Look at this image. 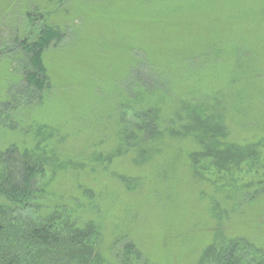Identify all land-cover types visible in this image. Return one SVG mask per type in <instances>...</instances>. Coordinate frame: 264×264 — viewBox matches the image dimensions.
Segmentation results:
<instances>
[{"label":"rangeland","instance_id":"1","mask_svg":"<svg viewBox=\"0 0 264 264\" xmlns=\"http://www.w3.org/2000/svg\"><path fill=\"white\" fill-rule=\"evenodd\" d=\"M44 24L65 36L43 52L51 86L37 100L21 78L20 44ZM135 71L133 98L126 83ZM215 92L223 93L230 140L264 137V0H0V150L16 144L20 156L43 146L39 128L52 130L55 158L44 164L47 192L37 202L97 224L111 264H122V253L130 264H197L217 231L264 251V194L239 197L264 185V147L227 169L209 157L194 165L191 137H144L143 156L120 147V114L140 125L134 109L170 113L183 97ZM59 152L66 168L64 160L54 167ZM41 214L14 216L25 228ZM128 242L134 253L123 250Z\"/></svg>","mask_w":264,"mask_h":264},{"label":"trees","instance_id":"2","mask_svg":"<svg viewBox=\"0 0 264 264\" xmlns=\"http://www.w3.org/2000/svg\"><path fill=\"white\" fill-rule=\"evenodd\" d=\"M64 36L61 29L44 24L36 36L20 44L23 55L21 78L34 99H43L45 91L51 86L50 76L42 60L43 52L62 41ZM137 72L132 75L135 76L134 83L132 79L126 83L129 88L140 83ZM145 81L148 82L147 77ZM154 82L149 83L154 85L153 91L167 90L166 82L164 86ZM130 89L135 98L134 89ZM222 94L198 93L195 98L183 97L170 113L163 110L159 113V109L154 107L141 112L134 109L135 115L143 117L140 125L125 121L120 114L124 124L118 135L120 147L124 144L129 148H137L143 156L146 153L142 138L154 139L169 134L191 137L196 142L197 149L191 154L194 165L202 157L213 158L218 169L238 167L242 162L258 159L264 147V137L248 143L229 139L222 112ZM123 104L122 107L130 106L128 99ZM34 135L39 143L41 140L44 142L43 146L37 144L31 149L24 148L20 156H13L17 150L16 144L0 150V264H111L99 249L101 233L97 224L83 219L79 221L69 212L64 213L63 218L54 205L37 202L46 195L47 187L41 182V176L44 164L55 153V148L48 147L53 137L51 129L42 132L39 128ZM59 154L61 157L57 156L62 159L55 160L54 167L62 166L64 160L63 167L66 168L70 163ZM102 157L100 153L94 155L97 160ZM239 192L241 202L253 201L264 194V185L256 186L252 192ZM45 207L50 209L46 215L43 213ZM26 209L40 211L42 214L38 221L24 228L17 223L18 218L14 214ZM60 225H64L67 233L60 231ZM123 250L134 253L135 245L132 242L125 243ZM121 259L122 264H130L128 255L122 253ZM197 264H264V251L246 238H227L217 231L201 252Z\"/></svg>","mask_w":264,"mask_h":264}]
</instances>
